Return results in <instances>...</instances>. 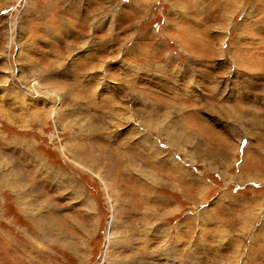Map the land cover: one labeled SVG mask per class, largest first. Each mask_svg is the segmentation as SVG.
Wrapping results in <instances>:
<instances>
[{
	"label": "rangeland",
	"instance_id": "rangeland-1",
	"mask_svg": "<svg viewBox=\"0 0 264 264\" xmlns=\"http://www.w3.org/2000/svg\"><path fill=\"white\" fill-rule=\"evenodd\" d=\"M0 264H264V0H0Z\"/></svg>",
	"mask_w": 264,
	"mask_h": 264
},
{
	"label": "bare ground",
	"instance_id": "bare-ground-1",
	"mask_svg": "<svg viewBox=\"0 0 264 264\" xmlns=\"http://www.w3.org/2000/svg\"><path fill=\"white\" fill-rule=\"evenodd\" d=\"M108 235H109V232H108Z\"/></svg>",
	"mask_w": 264,
	"mask_h": 264
}]
</instances>
